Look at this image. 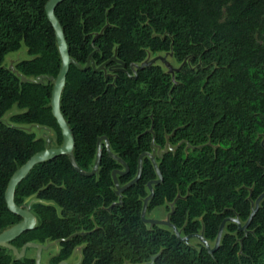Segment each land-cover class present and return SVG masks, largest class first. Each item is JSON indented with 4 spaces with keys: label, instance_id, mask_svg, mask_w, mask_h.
Wrapping results in <instances>:
<instances>
[{
    "label": "trees",
    "instance_id": "16d2710c",
    "mask_svg": "<svg viewBox=\"0 0 264 264\" xmlns=\"http://www.w3.org/2000/svg\"><path fill=\"white\" fill-rule=\"evenodd\" d=\"M46 1L0 0V231L21 220L6 206L9 178L44 148V138L22 126L49 127L54 145L62 143L49 106L52 84L21 83L3 65L7 53L24 46L29 58L13 64L18 72L56 77L61 60ZM55 15L70 56L82 66L90 54L99 65L116 53L133 74L131 63L170 51L180 66L172 76L155 63L132 78L70 65L60 109L74 137L77 165L90 170L97 139L106 136L128 166L127 174L117 176L124 185L152 140L162 149L169 143L175 149L156 158L162 180L153 185L147 209L175 201L170 221L181 234L203 231L213 244L223 219L244 223L264 191V0H64ZM14 105L20 111L5 120ZM101 152L94 176L76 172L65 155L29 172L14 200L21 205L33 195L37 225L12 245L69 237L59 243L53 264L78 245L80 264L144 263L153 256V264H264V198L246 235L226 222L211 255L199 242H181L171 229L142 222L147 182L157 178L147 156L139 180L123 192L120 205L108 209L118 200L111 171L123 168L103 141ZM0 264L35 261L16 260L0 247Z\"/></svg>",
    "mask_w": 264,
    "mask_h": 264
},
{
    "label": "water",
    "instance_id": "95a60500",
    "mask_svg": "<svg viewBox=\"0 0 264 264\" xmlns=\"http://www.w3.org/2000/svg\"><path fill=\"white\" fill-rule=\"evenodd\" d=\"M64 0H47L44 6L45 13L47 16V19L49 20L55 34L56 39V45L58 48L59 56H60V68L56 75V77L53 76H46V75H38L35 78L31 77H25L23 74L18 72L12 63L9 64L8 69L15 73L19 78L21 83H37L41 84L45 81L50 82L52 84V90H51V97L49 106L51 108V113L53 117L56 120V123L58 127L60 128L61 136H62V143L59 146H50L49 142L51 141V134L52 131L49 127L38 125V124H30L28 126H22L23 129L30 132L32 129H35L36 131H44L42 133V137L45 140L44 148L40 151L35 152L25 163H23L20 167H18L14 173L9 178V181L7 183L4 198L6 202V206L9 211L14 213L15 215L19 216L21 220L10 227H7L0 231V247L5 248L9 251H11L12 255L14 256V259L18 260L23 257H25L27 249H34L35 250V256L34 261L35 264H43L41 263V254L42 251L48 249L50 246H58V244L62 241L67 240L66 239H57L53 241H47L45 243H38V242H26L24 243L20 248H17L16 246L12 245L11 242L16 239L21 233L32 230L37 225V217L34 215V213L31 211V204L35 200L33 199V195L25 198L23 203L21 205H18L15 203L14 200V194H15V188L16 186L29 174V172L38 164L50 161L60 155H65L72 167L76 172L83 176H94L97 174L100 161H101V141L104 142L105 150L108 153V155L114 159L120 166H122V170L120 169H113L111 171V177L114 184V190L115 194L118 196V200L112 203L108 209H110L114 205H120L122 202V195L125 190L130 188L134 183H136L141 175V169H142V159L144 156H147L151 164L154 168V171L156 173L157 178L150 180L147 182V189H148V195L143 198V204L140 212V218L142 222L149 227H152L154 225L163 226L166 228L171 229L172 233L175 235V237L184 243H189L191 239H196L199 243H201L206 251L213 255V253L217 250L220 239L222 236V232L224 229V225L226 222L231 221L236 223L238 231L244 232V235L247 233V228L250 224V221L257 211L260 201L264 198V191L256 198L253 207L251 209V213L248 217V219L241 223L238 217H227L222 220V222L219 225L217 236L215 238L213 246L209 243L208 240H206L203 236V231L199 233H193V234H187L182 235L181 230H179L171 221H170V215L173 213V206L174 202L170 203V211L167 213L165 219H156V218H149L146 216V210L148 201L153 196V185H157L162 180V174L158 167V162L156 158H161L163 153H165L168 150L173 151L175 147H172L169 143H166L165 147L162 149L159 146L155 147L153 140L151 141V150L150 151H144L139 155L138 158V165H137V173L136 175L128 181L124 185H120L117 179L118 175H124L128 173V166L127 164L116 154H114L111 151L109 140L106 136H100L97 139V147H96V154L95 159L93 161V164L91 166L90 170H83L81 169L75 160L74 157V137L71 132V129L65 120L61 109H60V97L63 91V88L66 84V75L68 73L70 65H74L79 70H86L88 68H92L93 71L98 72L102 71L105 75H116L117 72H123L129 75L132 78H136L137 70H142L143 68L150 66L155 63H160L163 65L167 72L170 73L172 76L174 72L178 71L179 67H176L173 62L171 61L172 52H167L164 54H156L153 57H147L145 60H143L140 63H131L129 65L130 70L133 72V74H130L128 69L126 68V65L123 61L117 58L116 53H114L111 57H109L107 60L102 62L99 65H96L91 54L88 56L86 63L82 66L80 63H78L74 58L70 56L68 45L64 36L63 28L57 19L55 15V9L56 7ZM96 34L95 36H97ZM97 50V49H96ZM174 80V79H173ZM151 131V129H149ZM261 144L264 147V138L261 140ZM179 198V195L176 197ZM155 256H153L148 262L144 263H123V264H153ZM79 263V262H77ZM58 264H68L67 261H61Z\"/></svg>",
    "mask_w": 264,
    "mask_h": 264
},
{
    "label": "rangeland",
    "instance_id": "374dc122",
    "mask_svg": "<svg viewBox=\"0 0 264 264\" xmlns=\"http://www.w3.org/2000/svg\"><path fill=\"white\" fill-rule=\"evenodd\" d=\"M156 54H164L163 52H153L150 57L156 55ZM29 58L26 48L24 46H21V48L17 51L9 52L4 58L3 65L8 67L10 63L14 64L15 62L21 60V59H27ZM172 60V59H171ZM20 110L14 105L5 115L4 119L7 120L8 117L16 112H19ZM36 133L37 136L42 137V133L44 132L43 130L38 132L35 129H32ZM50 146H55L54 145V134L52 132L51 134V141L49 142ZM170 211V206L169 204H164L158 207L153 208L152 210H146V216L149 218H156V219H165L167 213ZM190 243L195 245L198 243L196 239H191ZM211 246L213 245V242H210ZM81 248L82 245H79L75 247L73 250V253L68 259L69 264H76L80 258L81 254ZM58 247L57 246H50L48 249L42 251L41 254V263L43 264H51V256L55 255L57 253ZM35 254V251L32 249L27 250V256L33 257Z\"/></svg>",
    "mask_w": 264,
    "mask_h": 264
},
{
    "label": "flooded vegetation",
    "instance_id": "af4514ba",
    "mask_svg": "<svg viewBox=\"0 0 264 264\" xmlns=\"http://www.w3.org/2000/svg\"><path fill=\"white\" fill-rule=\"evenodd\" d=\"M78 246H79V245H78ZM57 247H58V250H59V247H60L59 244H58ZM76 247H77V246H76ZM74 249H75V248H74ZM27 250H28V249H27ZM32 250L35 251L34 249H32ZM58 250H57V253H58ZM57 253H56V254H57ZM72 253H73V252H72ZM72 253H71V254H72ZM26 254H27V251H26ZM26 254H25V256H27ZM56 254H55V255H56ZM55 255H52V256H55ZM34 256H35V254H34L33 257H32L33 259H34ZM52 256H51V257H52ZM70 256H71V255H70ZM70 256H69V257H70ZM27 257H31V256H27ZM69 257H68L67 259H64V260H61V261H67V262H68ZM61 261H59V262H61ZM59 262H57V263H55V264H58ZM78 262H79V263H76V264H80V258H79ZM51 264H53V263H51ZM68 264H69V262H68Z\"/></svg>",
    "mask_w": 264,
    "mask_h": 264
}]
</instances>
